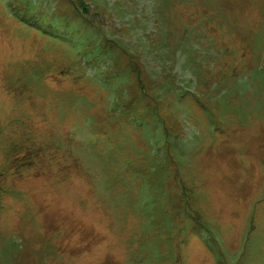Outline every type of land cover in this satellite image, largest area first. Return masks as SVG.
<instances>
[{
	"label": "rangeland",
	"instance_id": "374dc122",
	"mask_svg": "<svg viewBox=\"0 0 264 264\" xmlns=\"http://www.w3.org/2000/svg\"><path fill=\"white\" fill-rule=\"evenodd\" d=\"M0 264H264V0H0Z\"/></svg>",
	"mask_w": 264,
	"mask_h": 264
},
{
	"label": "bare ground",
	"instance_id": "6f19581e",
	"mask_svg": "<svg viewBox=\"0 0 264 264\" xmlns=\"http://www.w3.org/2000/svg\"><path fill=\"white\" fill-rule=\"evenodd\" d=\"M44 34H45V33H44ZM46 36H47V35H46ZM72 183H73V182H72ZM72 187H73V186H72ZM255 194H256V195H258L259 193H258V194H257V193H255Z\"/></svg>",
	"mask_w": 264,
	"mask_h": 264
}]
</instances>
